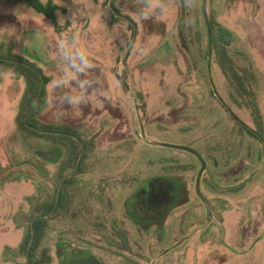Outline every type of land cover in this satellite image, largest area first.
<instances>
[{
	"label": "rangeland",
	"instance_id": "374dc122",
	"mask_svg": "<svg viewBox=\"0 0 264 264\" xmlns=\"http://www.w3.org/2000/svg\"><path fill=\"white\" fill-rule=\"evenodd\" d=\"M53 2L65 10L57 12L59 31L26 4L0 0L5 53L24 57L55 83L75 72L65 51L81 52L91 64L67 86L47 85L48 104L38 116L95 143L85 175L69 185L72 211L50 221L49 264H264V133L256 132L260 119L252 111L256 103L264 125V64L247 53L264 6L258 0ZM211 20L232 32L230 50L251 77L245 79L250 96L238 94L221 72L209 44ZM25 87L21 74L0 65V264H27L21 244L35 207L64 182L60 160H50L66 148L17 124ZM78 92L87 93V103L73 109L65 97ZM153 179L174 180L183 194L159 213L136 193L150 192Z\"/></svg>",
	"mask_w": 264,
	"mask_h": 264
},
{
	"label": "trees",
	"instance_id": "16d2710c",
	"mask_svg": "<svg viewBox=\"0 0 264 264\" xmlns=\"http://www.w3.org/2000/svg\"><path fill=\"white\" fill-rule=\"evenodd\" d=\"M8 1L12 4L20 2L26 4L29 8L52 20L57 31L61 30L62 26L57 21V12L65 10L55 4L53 0H49L47 3H43L41 0ZM113 9L118 11L114 5ZM121 18L129 19L128 16L120 14V18L117 19ZM208 30L210 48L215 53L216 62L221 72L235 87L238 94L250 96L252 92L250 86L245 82V79L250 80L251 77L237 64L230 50L232 32L216 20L209 22ZM235 51L236 54L240 52L238 50ZM0 65H6L14 69L25 78L26 87L16 117L19 128L29 134L31 133L32 137H40L47 140L52 139V141L55 140L57 144L66 148L63 155H61V152H58V156L51 160L53 162L64 160L58 171L60 181L64 180L59 189V196L57 190L53 194V198L46 199L42 204L35 207L30 220L29 231L21 244V248L27 257V264H49L52 261V257L49 248L44 244V239L47 236L50 221L59 218L69 211L71 207L69 185L75 176L82 171V165L87 156V151L95 143L93 138L86 139L72 126L66 124H47L38 119V116L44 112L48 104L46 87L52 81L51 76H47L41 68L29 62L24 57L14 56L10 52L5 53L1 44ZM119 81L124 86H127L122 76H120ZM252 111L256 117L255 119H260L259 131H255L262 134L264 133V125L261 120L260 108L256 103H252ZM253 133L250 131L251 135ZM80 158V164L76 169ZM75 169L76 171L72 173Z\"/></svg>",
	"mask_w": 264,
	"mask_h": 264
},
{
	"label": "flooded vegetation",
	"instance_id": "af4514ba",
	"mask_svg": "<svg viewBox=\"0 0 264 264\" xmlns=\"http://www.w3.org/2000/svg\"><path fill=\"white\" fill-rule=\"evenodd\" d=\"M149 188H151L150 192H146V190H140L137 193L139 198H142L144 195L147 196V202H149L154 211L160 212L159 210H164L165 208H169L179 201V198L182 197V189L181 186L176 183L174 180L168 179H153ZM148 191V190H147ZM140 204L142 202L140 201ZM164 205V206H163ZM141 208V207H140ZM143 208V207H142ZM161 208V209H159ZM159 209V210H157Z\"/></svg>",
	"mask_w": 264,
	"mask_h": 264
},
{
	"label": "clouds",
	"instance_id": "9594fccd",
	"mask_svg": "<svg viewBox=\"0 0 264 264\" xmlns=\"http://www.w3.org/2000/svg\"><path fill=\"white\" fill-rule=\"evenodd\" d=\"M64 54L71 61V67L75 69V72L66 73L65 76L61 79L60 83L51 82L53 83L54 87L67 86L71 80L76 79V73H83L85 69L91 67V64L81 52L71 54L70 52L65 51ZM84 87V83L81 82L80 88L83 89ZM86 96V92H78L76 94L66 96L65 100L68 106L73 109H77L80 105L87 103Z\"/></svg>",
	"mask_w": 264,
	"mask_h": 264
},
{
	"label": "crops",
	"instance_id": "0c3cea01",
	"mask_svg": "<svg viewBox=\"0 0 264 264\" xmlns=\"http://www.w3.org/2000/svg\"><path fill=\"white\" fill-rule=\"evenodd\" d=\"M258 3L261 4L262 6H264V0H262V1L261 0H258ZM68 19H69V17H68ZM257 22H258L257 25L259 27V31H257L255 33V35H256V45L253 47V50L251 52H250V50L249 51L247 50L248 51L247 53H251V54L253 53L254 56H255V57L253 56L254 61L256 60L257 62H260L261 64H264V8H262V10L260 11V13L258 15V21ZM241 52H243V51H241ZM243 53H244V56L247 55L245 52H243ZM258 66H261V65H258ZM93 75L94 74H92L90 76H93ZM53 80H55V78H53L52 81ZM93 80L94 79L92 78V81ZM51 82L48 85H50ZM52 85H53V83H52ZM91 85H93V84H91ZM93 94H96V93H93ZM50 102H51V97H50ZM98 150H99V148H98ZM63 161L58 162L59 163V167H60V165H61V163ZM80 174L85 175V171L82 169V171L80 172ZM85 203H88L87 198L85 199ZM69 211H72V210L69 209ZM69 211H68V213H69ZM236 227H237V225H236ZM259 229H260L259 234H263L264 233V221L259 222ZM259 239H260V237L258 238V240ZM167 251H165V252H167ZM163 258H165V257H163V256H160L159 257V259H162V261H163ZM236 264H237V261H236Z\"/></svg>",
	"mask_w": 264,
	"mask_h": 264
},
{
	"label": "water",
	"instance_id": "95a60500",
	"mask_svg": "<svg viewBox=\"0 0 264 264\" xmlns=\"http://www.w3.org/2000/svg\"><path fill=\"white\" fill-rule=\"evenodd\" d=\"M160 145V144H159ZM206 162L205 161H202V167H201V170L198 174V177H197V190H198V193L200 194V196H202V193L200 192V181H201V177L203 175V173L205 172L206 170ZM59 193H60V190L58 192V196H59ZM208 205V203H207ZM209 206V205H208ZM210 208V207H209Z\"/></svg>",
	"mask_w": 264,
	"mask_h": 264
}]
</instances>
